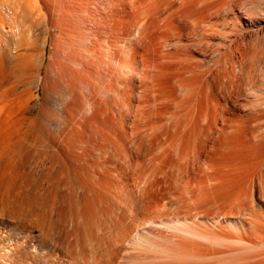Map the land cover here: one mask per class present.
Masks as SVG:
<instances>
[{"label":"rangeland","instance_id":"obj_1","mask_svg":"<svg viewBox=\"0 0 264 264\" xmlns=\"http://www.w3.org/2000/svg\"><path fill=\"white\" fill-rule=\"evenodd\" d=\"M131 1L0 0V13L4 17L0 56H4L7 60L8 58L15 60L14 55L23 52L28 40L35 37L34 55L38 66L34 72L35 86L30 83L34 88L29 84L32 86L31 93L28 90L29 86L25 89L33 94L31 98H27L30 94L20 88L23 82H21L22 86L20 82L17 83L16 94L11 92L7 94L10 100L5 94L1 96L0 122H24L22 124L25 125L29 122L34 124L46 122L45 126L50 125L46 127V131L38 129L43 132L42 134L33 128L31 131L37 133L33 135L32 133L35 132H29V136L26 135V141L28 139L31 147L27 150L31 151L27 154L25 150L26 155L22 154L23 166L19 165V170L22 167L20 170L22 176H28L30 170V177H34V190L35 192L37 190L38 194L40 192L39 201L44 202L47 212L54 214L57 207V211L71 208L69 211L73 212L72 222L69 219L58 221L59 229H63L64 226V229L60 230L63 233L60 234L68 248L65 256L60 258L67 262L70 260L84 262L88 259V254L91 257L92 253H95L94 255L98 253L103 264H243L245 262V264H264V0H173L171 3L170 0H165L167 3L164 0ZM183 2L184 4L187 2L185 7ZM137 4L139 6L135 8ZM144 4H147L146 7ZM161 4L164 6L162 7ZM153 6L154 9H151ZM157 9L160 10L159 13ZM163 13L166 15L164 16ZM187 20L188 24H186ZM171 24L173 28L169 27ZM53 27L56 28L53 30ZM154 30H157L156 33ZM160 38L164 40L161 41ZM171 56L175 57L171 58ZM10 62L8 60L7 65L5 64L6 68ZM11 63L13 64L14 61ZM185 75L189 77L186 78ZM65 83L66 85H63ZM22 91L26 92V97ZM183 92L186 93H184L186 97L188 94L190 97L186 99ZM19 93H23L25 98L20 95L28 101L19 100L20 95L17 96ZM66 93L73 94L75 98ZM57 95L61 98H57ZM68 97H72L69 98L71 102H65ZM62 99H66L63 104L67 106L64 107L65 104H62L64 108L59 109L57 102L62 103ZM15 101L17 104H14ZM49 113L53 115L52 118ZM62 114L66 118H62ZM52 122H56L55 125L51 124ZM58 122H63L64 127ZM175 122L176 124H173ZM48 128L51 129L50 132ZM70 128L73 130L71 131ZM58 130L60 131L56 132ZM234 130H239L236 132H241L244 140L237 148L239 151L231 148L229 143L227 145L228 141L225 143L227 136L229 137ZM61 132L65 133V136L60 134ZM68 132H73L71 135H74V140ZM39 133L42 140L39 138L36 140ZM43 134L46 135V139ZM48 134L54 136H51L53 139H49ZM216 138L217 141H213ZM44 141L47 142V146ZM63 142L69 145L66 147ZM48 146H52L53 148L50 149H54L58 156L62 154L68 159L77 158L75 160L78 165L76 162L73 163L76 167L71 163L72 167L69 165L66 168L64 175H68V179L59 173H56V178L43 175L47 173L46 165H49L45 162L48 159L45 153L50 150L46 148ZM188 153L193 161L188 157ZM175 156H178V159ZM211 156L212 159H209ZM40 162L43 163L40 165ZM142 162L145 163L143 166ZM33 164L37 166L39 164L40 167L36 166V168ZM209 164L210 166H207ZM43 165V169H39ZM25 166L31 169H23ZM71 168L76 169L74 171ZM32 169L36 170L32 171ZM40 170L45 172L42 173ZM24 171L28 172L25 174ZM193 171L195 175L191 173ZM32 173L35 174L31 176ZM59 176H63L62 179L60 178L61 181L63 180V185ZM69 179H72V182ZM202 179L206 182L201 181ZM64 182L68 183L64 184ZM40 183L42 186L48 185L43 189L44 186L39 187ZM69 184L72 186L70 187ZM54 185L57 189L53 188ZM68 187L71 189L69 190ZM64 189L66 192H63ZM55 190L58 192L57 197ZM59 190L63 193L60 194ZM188 190L191 193H188ZM42 191L44 196L40 197ZM208 196L214 198L209 200ZM85 200L89 202V206ZM67 201H70L71 205ZM74 201H77L78 206ZM191 201L193 203H190ZM58 202L59 204L61 202L60 206ZM91 202L97 208L90 205ZM200 203H204V206ZM190 204H193V207L192 205L190 207ZM217 205L218 208H223L218 209ZM82 211L85 213L83 214ZM79 219L82 221H79L81 224L77 223ZM77 225L82 234L85 233L83 242L77 243L74 240L75 234L71 228H76ZM98 235L105 240H112V244L118 248L113 245L111 248L106 245L99 247L94 241V238L99 237ZM61 245L65 247L64 244Z\"/></svg>","mask_w":264,"mask_h":264},{"label":"bare ground","instance_id":"obj_2","mask_svg":"<svg viewBox=\"0 0 264 264\" xmlns=\"http://www.w3.org/2000/svg\"><path fill=\"white\" fill-rule=\"evenodd\" d=\"M133 1V0H132ZM131 1V2H132ZM154 1V0H153ZM152 1V2H153ZM161 1V0H160ZM165 1V0H164ZM168 1V0H167ZM171 1H173V0H170V2L169 3H171ZM183 1V0H182ZM182 1H179V2H182ZM192 1V0H191ZM149 2V1H148ZM151 2V3H152ZM203 2H205V1H203ZM138 3H140V2H138ZM154 3V2H153ZM165 3H167L166 1H165ZM176 3V2H175ZM187 3V2H186ZM185 3V4H186ZM195 3H197V2H195ZM221 3V2H220ZM219 3V4H220ZM130 4V3H129ZM162 4H164V2L162 3ZM162 4H161V6H162ZM183 4H184V2H183ZM185 4H184V7H185ZM132 5V4H131ZM130 5V6H131ZM133 5H135V4H133ZM132 5V6H133ZM146 5L147 4H144V7H146ZM149 5V4H148ZM157 5H158V2H157ZM170 5V4H169ZM172 5H173V3H172ZM177 5H178V3H177ZM189 5H190V7H192L191 5V2H189ZM206 5V4H205ZM26 6V5H25ZM139 5L137 4L136 5V7L135 8H137ZM155 6V5H154ZM154 6H153V8H151V9H154ZM164 6V5H163ZM162 6V7H163ZM167 6V5H166ZM181 6V5H180ZM222 6V5H221ZM169 7V6H168ZM178 7H179V5H178ZM205 7V6H204ZM132 8V7H131ZM140 8H142V6L140 7ZM160 8V7H159ZM175 8V7H174ZM186 8H187V6H186ZM199 8H203V7H199ZM212 8V7H211ZM134 9V8H133ZM151 9H150V11H151ZM165 9H168V8H165ZM164 9V11H167V10H165ZM181 9V8H180ZM185 9V8H184ZM158 10V13H159V9H157ZM162 10V9H161ZM177 10H179V9H177ZM197 10V9H196ZM196 10H195V12H196ZM136 11V10H135ZM174 11V10H173ZM194 11V10H193ZM208 11V10H207ZM219 11V10H218ZM138 12V11H137ZM145 12V11H144ZM148 12H149V10H148ZM156 12V11H155ZM172 12V11H171ZM203 12V11H202ZM204 12H205V10H204ZM215 12V11H214ZM131 13V12H130ZM145 13H147V12H145ZM144 13V14H145ZM178 13V12H177ZM193 13V12H192ZM213 13V12H212ZM157 14V13H156ZM162 14V13H161ZM175 14H176V12H175ZM184 14V13H183ZM194 14V13H193ZM152 14H150V16H151ZM163 15H164V13H163ZM166 15V14H165ZM164 15V16H165ZM169 15H171V14H169ZM216 15V14H215ZM137 16V15H136ZM135 16V17H136ZM148 16V15H147ZM168 16V15H167ZM185 16V15H184ZM186 16H187V14H186ZM212 16V15H211ZM132 17H134V16H132ZM155 17H157V16H155ZM158 17H159V15H158ZM169 17V16H168ZM177 17V16H176ZM183 17V16H182ZM197 17H199V16H197ZM208 17V16H207ZM166 18V17H165ZM165 18H163V19H165ZM171 18V17H170ZM169 18V21L171 20ZM187 18V17H186ZM192 18H193V16H192ZM204 18V17H203ZM209 18V17H208ZM215 18V17H214ZM135 19H137V18H135ZM134 19V20H135ZM154 19V18H153ZM152 19V20H153ZM156 19V18H155ZM158 19V18H157ZM176 19V18H175ZM180 19V18H179ZM198 19H200V18H198ZM198 19H196V20H198ZM160 21H161V19H159ZM158 20V21H159ZM166 20V19H165ZM165 20H163V21H165ZM173 20V19H172ZM183 20V19H182ZM137 21V20H136ZM156 21V20H155ZM157 21V22H158ZM162 21V22H163ZM166 21H168V20H166ZM180 21V20H179ZM199 21V20H198ZM198 21L196 22V23H198ZM210 21V20H209ZM208 21V22H209ZM3 22H4V17L2 16V14L0 13V41H1V37L3 36V33H2V30H3ZM153 22H154V20H153ZM171 22H173V21H171ZM182 22V21H181ZM180 22V23H181ZM187 23L186 24H188V20L186 21ZM190 22V21H189ZM93 23V22H92ZM138 23V22H137ZM159 23V22H158ZM164 23H166V22H164ZM168 23V22H167ZM170 23V22H169ZM168 23V24H169ZM185 23V22H184ZM192 23H193V21H192ZM203 23V22H202ZM95 24V23H94ZM144 24V23H143ZM163 24V23H162ZM213 24V23H212ZM152 25V24H151ZM180 25V24H179ZM183 25V24H182ZM197 24H195V26H196ZM154 26H156V25H153V27ZM163 26H166V25H163ZM209 26V25H208ZM153 27H151V28H153ZM169 27H172V24L169 26ZM213 27V26H212ZM56 27H53V30L55 29ZM162 28V27H161ZM173 28V27H172ZM215 28V27H214ZM144 29V28H143ZM148 29V28H147ZM169 29V28H168ZM210 29V28H209ZM145 30V29H144ZM143 30V31H144ZM163 30V29H162ZM167 30V29H166ZM170 30V29H169ZM169 30H167L168 32H169ZM141 31V30H140ZM157 31V30H156ZM156 31L154 30V32L156 33ZM165 31V30H164ZM163 31V32H164ZM153 32V31H152ZM162 32V33H163ZM63 33V32H62ZM144 34H142L143 35V38L145 37L144 35H145V31L143 32ZM129 34V33H128ZM151 34V33H150ZM165 34V33H164ZM171 34V33H170ZM114 35V34H113ZM168 35L169 34H167L166 36H167V38H169L168 37ZM35 36V35H34ZM150 37V36H149ZM146 38H148V37H146ZM153 38V37H152ZM151 38V39H152ZM158 39V38H157ZM161 39V38H160ZM145 40V39H144ZM164 39H161V41H163ZM165 40H166V38H165ZM168 40V39H167ZM39 41V40H38ZM160 41V40H159ZM160 41V42H161ZM62 42V41H61ZM137 42H139V41H137ZM151 42H152V40H151ZM35 43H36V39H35V37L33 38H30L29 40H28V42H27V46H26V48L24 49V51L23 52H21L20 54H16V55H18V57L16 56V55H14L15 56V60L13 59V60H11V59H9L8 58V60L9 61H14V63L12 64L11 62L8 64L9 66H8V68H6V66H5V64L8 62V60L6 59V58H4V56H0V102L2 101L1 99V96L3 95L4 96V94L6 95L5 97H7V99H9L8 98V95L7 94H10V92L11 93H13V94H16L17 93V88H16V86H17V83L18 82H23L24 84H25V86H24V84H23V86H24V89H23V86H22V83H21V86L22 87H20V88H22V90L24 91L25 89H26V86H27V89H28V86H29V92H30V87H31V89H32V84H30V83H33L34 84V86H35V77H34V72H36L35 71V69H36V67H38V66H36V58H35V55H34V50H35ZM63 43V42H62ZM108 43V42H107ZM140 43V42H139ZM148 43V42H147ZM76 44V43H75ZM145 44V43H144ZM155 44V43H154ZM153 44V45H154ZM162 44V43H161ZM156 45H159V44H157L156 43ZM145 46H147L146 44H145ZM144 46V47H145ZM150 46V45H149ZM148 46V47H149ZM166 45L164 44V47H165ZM179 46H181V45H179ZM143 47V48H144ZM142 48V47H141ZM154 49H155V46L153 47ZM161 48V47H160ZM231 48V47H230ZM148 49V48H147ZM39 50V49H38ZM156 50H157V48H156ZM0 51H1V49H0ZM146 51V50H145ZM154 51V50H153ZM115 52V51H114ZM157 52H158V50H157ZM166 52V51H165ZM177 52V51H176ZM71 53V52H70ZM173 53V52H172ZM175 53V52H174ZM1 54V53H0ZM162 54V53H161ZM178 54V53H177ZM163 55H164V52H163ZM13 56V57H14ZM141 56V55H140ZM165 56H167V55H165ZM164 56V57H165ZM42 57V56H41ZM130 57V56H129ZM148 57V56H147ZM172 57H175V56H171V58ZM107 58V57H106ZM141 58V57H140ZM166 58V57H165ZM82 59V58H81ZM146 59V58H145ZM151 59V58H150ZM174 59V58H173ZM87 60V59H86ZM177 60V59H176ZM184 60V59H183ZM182 60V61H183ZM186 60H188L187 58H186ZM5 61H7V62H5ZM39 61V60H38ZM83 61V60H82ZM104 61V60H103ZM165 61V60H164ZM181 61V62H182ZM185 61V60H184ZM114 62V61H113ZM125 62V61H124ZM150 62V61H149ZM155 62V61H154ZM179 62V61H178ZM118 63V62H117ZM169 63V62H168ZM186 63V62H185ZM10 64H12L13 66L10 68ZM165 64H167L166 62H165ZM7 65V64H6ZM158 65V64H157ZM157 65H156V67H157ZM164 64H162V66H163ZM166 66V65H165ZM168 66V65H167ZM166 66V67H167ZM82 67V66H81ZM80 67V68H81ZM108 67V66H107ZM150 67V66H149ZM182 67V66H181ZM189 67H191V66H189ZM189 67H188V69H189ZM162 69V68H161ZM160 69V70H161ZM178 69H179V67H178ZM193 69V68H192ZM208 69V68H207ZM216 69V68H215ZM219 69V68H218ZM79 70H81V69H79ZM154 70V69H153ZM177 70V69H176ZM194 70V69H193ZM204 70V69H203ZM202 70V71H203ZM212 70V69H211ZM196 71V70H195ZM160 73V72H159ZM181 73H182V71H181ZM62 74V73H61ZM192 74V73H191ZM204 74V73H203ZM57 75V74H56ZM59 75V74H58ZM62 75H65V74H62ZM154 75V74H153ZM197 75H200V74H197ZM67 76V75H66ZM65 76V77H66ZM180 76V75H179ZM60 77V76H59ZM185 77H186V75H185ZM185 77H184V79H185ZM187 77H189V76H187ZM186 77V78H187ZM195 77V76H194ZM197 77V76H196ZM67 78V77H66ZM66 78H65V81H66ZM79 78V77H78ZM88 78V77H87ZM159 78V77H158ZM192 78H193V75H192ZM214 78V77H213ZM58 80H59V78H58ZM67 80H68V78H67ZM71 80V79H70ZM158 80V79H157ZM61 81V80H60ZM63 81V80H62ZM69 81V80H68ZM91 81V80H90ZM151 81V80H150ZM177 81V80H176ZM179 81V80H178ZM196 81V80H195ZM197 81H200V80H197ZM202 81V80H201ZM200 81V82H201ZM204 81V80H203ZM206 81V80H205ZM215 81V80H214ZM69 82H71V81H69ZM78 82H79V80H78ZM84 82V81H83ZM145 82V81H144ZM152 82V81H151ZM216 82V81H215ZM36 83H37V81H36ZM52 83H53V81H52ZM63 83V82H62ZM194 83V82H193ZM32 85V86H30V85ZM71 84V83H70ZM151 84V83H150ZM155 84H157V83H155ZM176 84V83H175ZM174 84V85H175ZM209 84V83H208ZM19 85V84H18ZM52 85V84H51ZM53 85H55V84H53ZM63 85H66V83L65 84H63ZM67 85H69L68 83H67ZM118 85V84H117ZM183 85V84H182ZM181 85V86H182ZM190 85V84H189ZM193 85V84H192ZM197 85V84H196ZM34 86H33V88H34ZM46 86V85H45ZM48 86V85H47ZM80 86V85H79ZM143 86V85H142ZM194 86H195V84H194ZM52 87V86H51ZM69 87V86H68ZM175 87V86H174ZM183 87V86H182ZM196 87V86H195ZM204 87V86H203ZM19 88V89H20ZM199 88H201V87H199ZM46 88H44V90H45ZM58 89V88H57ZM183 89V88H182ZM186 89L187 90H189L187 87H186ZM186 89H183V90H186ZM197 89V88H196ZM28 90H25L26 92H28ZM51 90H53V89H51ZM50 90V91H51ZM82 90V89H81ZM84 90V89H83ZM180 90H181V88H180ZM22 91V92H23ZM54 91H55V89H54ZM69 91V90H68ZM73 91V90H72ZM149 91V90H148ZM193 91V90H192ZM20 92V91H19ZM26 92H23V93H25L24 95H25V97H26ZM28 92V93H29ZM56 92V91H55ZM67 92V91H66ZM200 92H201V90H200ZM213 92V91H212ZM23 93H19V94H17V96H19L20 94H22L23 95ZM31 93V92H30ZM29 93V94H30ZM53 93V92H52ZM51 93V94H52ZM74 93V92H73ZM86 93V92H85ZM84 93V94H85ZM184 93L185 92H183V95H184ZM46 94V93H45ZM48 94V93H47ZM54 94V93H53ZM63 94V93H62ZM67 94V93H66ZM70 94V93H69ZM69 94H67V95H69ZM81 94V93H80ZM96 94V93H95ZM186 94V93H185ZM196 94V93H195ZM24 95H23V98H25L24 97ZM33 94H30L29 95V97H28V95H27V98H31L30 96H32ZM117 95V94H116ZM179 95H181V94H179ZM182 95V96H183ZM189 95V94H188ZM188 95H187V97H186V95H184L185 97H186V99L187 98H189L188 97ZM200 95V94H199ZM208 95V94H207ZM209 95H210V92H209ZM208 95V96H209ZM2 96V97H3ZM11 96V95H10ZM14 95H12L11 97H13ZM16 95H15V97H17ZM21 96V95H20ZM20 96H19V100H24V102H26V101H28V99L26 100V99H23L22 98V96H21V98L22 99H20ZM50 96V95H49ZM55 96V95H54ZM65 96V95H64ZM70 96H73V98H75L74 97V95L72 94H70ZM81 96V95H80ZM183 96V97H184ZM193 96V95H192ZM211 96V95H210ZM4 97V100L6 99ZM15 97H14V99H15ZM35 96H33V98H34ZM44 97H45V95H44ZM50 97H52V95L50 96ZM56 97V96H55ZM54 97V98H55ZM59 96L57 95V98H58ZM62 97H63V95H62ZM65 97H67V96H65ZM78 97V96H77ZM85 97V96H84ZM155 97V96H154ZM181 97V96H180ZM198 97V96H197ZM201 97V96H200ZM43 98V97H42ZM45 98H48V97H45ZM59 98H61V97H59ZM72 98V97H68L67 99V101H65V102H68V101H70L71 102V100L70 99ZM90 98V97H89ZM199 98V97H198ZM14 99H12L11 98V100H14ZM56 99V98H55ZM92 99V98H91ZM185 99V98H184ZM206 99V98H205ZM10 100V99H9ZM17 100V99H16ZM18 100V101H19ZM26 100V101H25ZM30 100V99H29ZM48 101L50 100V99H47ZM59 100H61V99H59ZM58 100V101H59ZM64 100H66V99H64ZM64 100L62 99V103H59V102H57L58 104V108L59 109H62V108H64L65 106H67L65 103V105L63 104V102H64ZM88 100V99H87ZM102 100V99H101ZM175 100V99H174ZM196 100V99H195ZM41 101H42V99H41ZM50 101H52V99L50 100ZM73 101H75V99H73ZM5 102V101H4ZM7 102H8V100H7ZM44 103L46 102L45 100L43 101ZM188 102V101H187ZM204 102V101H203ZM3 103V102H2ZM16 103V101L14 102V104ZM20 103H21V101H20ZM23 103V102H22ZM54 103H55V101H54ZM75 103V102H74ZM186 103V102H185ZM199 103V102H198ZM212 103V102H211ZM9 104V103H8ZM17 104V103H16ZM24 105H26V103H23ZM42 104V103H41ZM46 104V103H45ZM45 104L43 105V106H45ZM50 104V103H49ZM56 104V103H55ZM62 104L64 105V107H62ZM68 104V103H67ZM71 104V103H70ZM73 104V103H72ZM181 104H183L182 102H181ZM197 104V103H196ZM207 104V103H206ZM5 105V104H4ZM56 105V106H57ZM191 105V104H190ZM195 105V104H194ZM194 105H192L193 107H194ZM209 105V104H208ZM42 106V105H41ZM50 106V105H49ZM4 107V106H3ZM68 107H69V104H68ZM71 107H73V105L71 106ZM183 107V106H182ZM185 107V106H184ZM45 108V107H44ZM46 108H47V111H48V107L46 106ZM91 108V107H90ZM99 108V107H98ZM176 108H178V107H176ZM180 108V107H179ZM192 108V107H191ZM204 108V107H203ZM208 109H209V107H207ZM211 108V107H210ZM41 109H42V107H41ZM50 109V108H49ZM69 109H70V107H69ZM190 109V108H189ZM188 109V110H189ZM45 110V109H44ZM52 110H53V107H52ZM55 110H56V107H55ZM55 110H54V112H55ZM65 110V109H64ZM185 110V109H184ZM191 111H193V109H190ZM189 110V111H190ZM197 110V109H196ZM43 111V110H42ZM46 111V110H45ZM50 111H51V109H50ZM58 111V110H57ZM61 111V110H60ZM208 111V110H207ZM29 112V111H28ZM40 112H41V110H40ZM54 112L52 113V114H54ZM63 112V111H62ZM61 112V113H62ZM186 112H188V111H186ZM195 112V111H194ZM42 114H43V112H41ZM48 113V112H47ZM66 113H67V110H66ZM185 113V112H184ZM55 114H57V113H55ZM59 114L60 113H58V116H59ZM88 114V113H87ZM187 114V113H186ZM186 114H185V116H186ZM206 114V113H205ZM260 114V113H259ZM41 115V114H40ZM49 115H51L50 113H49ZM160 115V114H159ZM181 115V114H180ZM183 115V114H182ZM196 115V114H195ZM194 115V116H195ZM31 116V115H30ZM42 116V115H41ZM46 116V115H45ZM52 116L53 115H51V118H52ZM62 116H63V114H62ZM61 116V117H62ZM66 116V115H65ZM193 116V117H194ZM44 117V116H43ZM47 117V116H46ZM50 117V116H49ZM60 117V116H59ZM156 117V116H155ZM206 117V116H205ZM208 117H211V116H209L208 115ZM207 117V118H208ZM259 117V116H258ZM62 118H66V117H62ZM182 118V117H181ZM192 118V117H191ZM206 118V119H207ZM214 118H215V116H214ZM45 119V118H44ZM178 119V118H177ZM180 119V118H179ZM5 120V119H4ZM49 120V119H48ZM83 121V120H82ZM145 121V120H144ZM185 121V120H184ZM183 121V122H184ZM190 121V120H189ZM197 121V120H196ZM64 122V121H63ZM63 122H58V123H61V124H63ZM194 122V121H193ZM22 123H24V122H0V264H103L102 263V260H101V256L97 253L96 255H94L95 253H92L93 255L91 256V257H89V254H88V259H86L84 262H76V261H71L70 260V262H67V260H63V258L61 259L60 257L61 256H65V253L66 252H68V248L66 247L67 246V243H66V241L61 237V234L63 233H61L60 232V230L62 229L61 227V229H59V223H58V221H60V220H62V219H64V220H67V219H69L71 222H72V217H73V215H72V213L69 211V210H71V208L69 209V210H67L66 209V211L64 210H59V211H57L56 209L58 208L57 207V204L60 206L61 205V202H60V204H59V202L57 203V204H55L56 206L55 207H57L54 211V214H52V212H51V214H50V212H47L48 210H47V208H46V206H45V204H44V202H40L39 200V198H38V196H39V194H40V192H39V194H38V192H37V190H36V192H35V190H34V184H33V178L32 177H30V170H28L27 172H25L27 169H31V168H26V166H25V168H23V169H26L24 172H25V174L27 173L28 174V176H22L20 173H21V171L20 170H22L21 168H20V170H19V165H22L21 163H22V154H24L25 152V150H27L28 149V147H29V141H28V139H27V141H26V135H28L29 136V132H35V131H31L33 128H36L37 130L40 128V129H45V131H46V127L49 125H47V126H45V124L44 123H46V122H39V123H33V122H29L28 124H22ZM54 123H56V122H54ZM53 122L51 123V124H54ZM169 123V122H168ZM204 123V122H203ZM64 124H65V122H64ZM64 124L62 125L63 127H64ZM69 124V123H68ZM67 124V125H68ZM72 124V123H71ZM138 124V123H137ZM173 124H176V122L175 123H173ZM195 124V123H194ZM205 124V123H204ZM207 124V123H206ZM55 125V124H54ZM60 125V124H59ZM161 125V124H160ZM164 125V124H163ZM180 125V124H179ZM190 125V124H189ZM261 125V124H260ZM66 126V125H65ZM72 125H70V127H71ZM139 126V125H138ZM157 126V125H156ZM188 126V125H187ZM217 126V125H216ZM225 126V125H224ZM263 126V125H262ZM49 127H50V125H49ZM55 127V126H54ZM67 127V126H66ZM65 127V128H66ZM133 127V126H132ZM169 127H171V126H169ZM177 127V126H176ZM192 127V126H191ZM196 127V126H195ZM241 127V126H240ZM58 128V127H57ZM56 128V129H57ZM62 128V127H61ZM73 128H74V126H73ZM154 128V127H153ZM158 128H159V126H158ZM161 128V127H160ZM179 128V127H178ZM185 128V127H184ZM187 128V127H186ZM54 129V128H53ZM63 129V128H62ZM75 129V128H74ZM156 129V128H155ZM36 130V131H37ZM48 130H49V128H48ZM51 130V129H50ZM50 130H49V132H50ZM61 130V129H60ZM60 130H58V131H56V132H59ZM68 130H69V128H68ZM70 130H71V128H70ZM73 130V129H72ZM71 130V131H72ZM81 130V129H80ZM158 130V129H157ZM204 130V129H203ZM223 130V129H222ZM240 130V129H239ZM239 130H236V131H239ZM244 130V129H243ZM39 131V130H38ZM44 131V132H45ZM61 131H63V130H61ZM132 131V130H131ZM155 131V130H154ZM177 131V130H176ZM188 131V130H187ZM201 131V130H200ZM209 131V130H208ZM235 130L234 131H232V133H230L231 135H229V137L227 136V139L225 140V143L227 142V145H228V143L231 145V148H233V149H236L237 150V148H238V146L239 145H241L243 142L242 141H244L243 140V138H242V134H241V132H236ZM40 132V131H39ZM142 132H144V131H142ZM173 132H175V130L173 131ZM183 132H184V130H183ZM203 132V131H202ZM221 132H223V131H221ZM234 132V133H233ZM258 132V131H257ZM37 132H35V133H32L33 135L34 134H36ZM41 133V132H40ZM40 133L39 134H37V138H36V140L39 138V139H41V137H39L40 136ZM43 133V132H42ZM41 133V134H42ZM46 133V132H45ZM69 133V132H68ZM132 133H133V131H132ZM139 132H137V134H138ZM200 133V132H199ZM210 133V132H209ZM261 133V132H260ZM31 133H30V135H32ZM47 134V133H46ZM51 134V133H50ZM60 134H63V132H61ZM65 134V133H64ZM63 134V135H64ZM70 134V136H72L71 138L74 140V135H71V134H73V132L71 133H69ZM68 134V135H69ZM136 134V135H137ZM140 134V133H139ZM147 134V133H146ZM150 134V133H149ZM149 134H147V135H149ZM173 134V133H172ZM182 134V133H181ZM208 134V133H207ZM211 134V133H210ZM209 134V135H210ZM228 134V133H227ZM258 134V133H257ZM131 135V134H130ZM199 135V134H198ZM213 135V134H212ZM48 136H49V134H48ZM47 136V137H48ZM52 135H50L49 137V139H51L52 137H54V136H52ZM56 136V135H55ZM65 136V135H64ZM67 136V135H66ZM80 136V135H79ZM116 136V135H115ZM140 136V135H139ZM154 136V135H153ZM207 136V135H206ZM43 137H45V139H46V135L44 136V134H43ZM58 137V136H57ZM61 137V136H60ZM63 137V136H62ZM69 137V136H68ZM148 138H149V136H147ZM256 137V136H255ZM28 138V137H27ZM33 137H31V139H32ZM63 138H65V137H63ZM70 138V137H69ZM137 138V137H136ZM177 138V137H176ZM183 138V137H182ZM182 138L180 139L181 141H182ZM204 138V137H203ZM212 138V137H211ZM220 138V137H219ZM258 138V137H257ZM30 139V140H31ZM35 139V138H34ZM43 139V138H42ZM41 139V140H42ZM53 139V138H52ZM66 139V138H65ZM114 139V138H113ZM165 139V138H164ZM175 139V138H174ZM205 139V138H204ZM260 139V138H259ZM41 140H39V142L41 141ZM58 140L59 141H61V139H59V137H58ZM58 140H56V141H58ZM70 140V139H69ZM224 140V139H223ZM33 141H35V140H33ZM63 141H64V139H63ZM136 141V140H135ZM198 141V140H197ZM213 141H217V138H216V140H213ZM221 141V140H220ZM258 141H260V140H258ZM264 141V140H263ZM30 142H32V141H30ZM45 142V141H44ZM44 142H42V144L44 143ZM53 142H55V139L53 140ZM65 142V141H64ZM63 142V143H64ZM68 142V140L66 141V143ZM143 142V141H142ZM176 142V141H175ZM189 142V141H188ZM261 142V141H260ZM35 143H36V141H35ZM58 143V142H57ZM56 143V144H57ZM61 143H62V141H61ZM71 143V142H70ZM190 143V142H189ZM189 143H187V144H189ZM210 143V142H209ZM31 144V143H30ZM40 143H38V145H39ZM47 144V142H45V145ZM55 144V143H54ZM59 144V143H58ZM65 144V143H64ZM74 144V143H73ZM216 144H217V142H216ZM215 144V145H216ZM38 145H36V147L38 148ZM44 144H43V147L45 146ZM60 145V144H59ZM63 145V144H62ZM69 145V143L66 145L65 144V146L67 147ZM71 145V144H70ZM150 145V144H149ZM175 145V144H174ZM178 145V144H177ZM180 145V144H179ZM185 145V144H184ZM191 145V144H190ZM206 145V144H205ZM204 145V146H205ZM208 145V144H207ZM222 144H220V146H221ZM257 145V144H256ZM263 145V144H262ZM47 146V145H46ZM58 145H56V147H57ZM65 146H63V147H65ZM152 146V145H151ZM150 146V147H151ZM193 146V145H192ZM192 146H191V148H192ZM219 146V145H218ZM40 147V146H39ZM42 147V146H41ZM85 147V146H84ZM147 147V146H146ZM178 147V146H177ZM212 147V146H211ZM224 147H226V146H224ZM223 147V148H224ZM253 147H257V146H255V145H253ZM29 148H31V147H29ZM45 148V147H44ZM47 149H50V148H53L52 146H48V147H46ZM59 148V147H58ZM69 148H70V146H69ZM152 148V147H151ZM197 148V147H196ZM205 148V147H204ZM230 148V147H229ZM244 148V147H243ZM34 149V148H33ZM36 149V148H35ZM39 149V148H38ZM47 149H45V150H47ZM66 149V148H65ZM108 149V148H107ZM139 149V148H138ZM176 149V148H175ZM227 149V148H226ZM247 149V148H246ZM251 149V148H250ZM40 150H44V149H40ZM44 150V151H45ZM59 150V149H58ZM69 150V149H68ZM68 150H65V151H68ZM194 150V149H193ZM196 150V149H195ZM205 150V149H204ZM216 150V149H215ZM229 150V149H228ZM230 150H232V149H230ZM241 150H243V149H241ZM240 150V151H241ZM248 150V149H247ZM31 151V150H30ZM30 151L28 152V150L26 151V153L28 152V153H30ZM70 151V150H69ZM114 151V150H113ZM146 151V150H145ZM151 151V150H150ZM186 151V150H185ZM188 151V150H187ZM237 151H239V150H237ZM250 151V150H249ZM35 152V151H34ZM60 153H61V151H59ZM82 152V151H81ZM177 152V151H176ZM179 152H180V150H179ZM195 152V151H194ZM26 153L24 154V156L26 155ZM27 153V154H28ZM36 153V152H35ZM38 153H40V152H38ZM98 153V152H97ZM193 153V152H192ZM197 153V152H196ZM226 153V152H225ZM229 153V152H228ZM46 155V159H47V161H45V162H47V164H49V165H46V172L47 173H45V174H43V175H45V177H46V175L47 176H50L51 178H52V176L53 177H55L56 178V173L58 174H62V175H64V174H66V168L67 167H69V165L71 166V163L73 164V163H75L76 162V160L75 159H77V158H75V159H71V157H70V159H68V157H63L64 155H62L61 154V156L59 155H57L56 154V152H55V150L53 149V150H49V151H46V153H45ZM148 154V153H147ZM158 154V153H157ZM185 154H186V152H185ZM198 154V153H197ZM218 154V153H217ZM239 154V153H238ZM30 155V154H29ZM32 155V154H31ZM38 155V154H37ZM44 155V154H43ZM144 155V154H143ZM173 155V154H172ZM194 155V154H193ZM206 155V154H205ZM228 155V154H227ZM231 155V154H230ZM234 155V154H233ZM24 156H23V158H24ZM33 156V155H32ZM35 156V155H34ZM45 156H43V157H45ZM69 156V155H68ZM154 156H156L155 154H154ZM179 156V155H178ZM178 156H175V157H177V159H178ZM217 156V155H216ZM225 156H226V154H225ZM234 156H236V154L234 155ZM37 157V156H36ZM39 157V156H38ZM136 157V156H135ZM183 157V156H182ZM186 157V156H185ZM188 157H189V153H188ZM191 157H192V155H191ZM206 157V156H205ZM32 158V157H31ZM190 158V157H189ZM193 158H195V157H193ZM33 159H35V157H33ZM39 159H41V157L39 158ZM79 159V158H78ZM182 159V158H181ZM190 159H192V158H190ZM209 159H212V156H211V158L209 157ZM216 159V158H215ZM173 160V159H172ZM183 160V159H182ZM199 160V159H198ZM197 160V161H198ZM31 161V160H30ZM42 161V160H41ZM43 161V162H44ZM126 161H128V160H126ZM185 161H187V160H185ZM192 161H193V159H192ZM195 161V160H194ZM201 161V160H200ZM204 161V160H203ZM207 161H208V159H207ZM214 160H212V162H213ZM27 163L29 162L28 160L26 161ZM39 162V161H38ZM38 162H35V163H38ZM43 162H40L39 164L41 165V163H43ZM189 162V161H188ZM206 162V161H205ZM217 162V161H216ZM25 163V162H24ZM33 163V162H32ZM77 163V162H76ZM134 163V162H133ZM192 163V162H191ZM197 163V162H196ZM195 163V164H196ZM39 164H38V166H39ZM45 164V163H44ZM143 164H145V163H143L142 162V166H143ZM171 164V163H170ZM180 164V163H179ZM199 164V163H198ZM211 164H213V163H211ZM29 165H30V163H29ZM58 165H59V167H58ZM77 165H78V163H77ZM122 165V164H121ZM139 165H140V163H139ZM181 165V164H180ZM194 165V164H193ZM23 166V165H22ZM31 166V165H30ZM29 166V167H30ZM33 166H37V165H35V164H33ZM37 166V167H38ZM60 166H61V168H60ZM72 166H74V164L72 165ZM71 166V167H72ZM166 166V165H165ZM187 166V165H186ZM190 166H191V164H190ZM207 166H210V164L209 165H207ZM212 166V165H211ZM35 167H33V168H35ZM36 167V168H37ZM40 167V166H39ZM43 167H44V165L41 167V168H39V169H43ZM74 167H76V164H75V166ZM257 167V166H256ZM177 168H179V167H177ZM213 168V167H212ZM70 169V168H69ZM71 169H73V168H71ZM74 169H76V168H74ZM73 169V170H74ZM145 169H147V168H145ZM187 169V168H186ZM201 169V168H200ZM199 169V170H200ZM204 169V168H203ZM33 170H36V169H32V171ZM178 170H180V169H178ZM213 170V172H214V169H212ZM212 170H210V172L212 171ZM41 172H42V170H40ZM44 171V170H43ZM44 171V172H45ZM75 171V170H74ZM144 171V170H143ZM167 171V170H166ZM165 171V172H166ZM182 171H184V170H182ZM205 171V170H204ZM34 172H36V171H34ZM44 172H42V173H44ZM61 172V173H60ZM69 172V171H68ZM139 172H141V171H139ZM150 172V171H149ZM172 172V171H171ZM206 172V171H205ZM205 172H204V175H205ZM41 173V174H42ZM72 173V172H71ZM152 173V172H151ZM191 173H194V171L193 172H191ZM199 173V172H198ZM207 173H208V169H207ZM212 173V172H211ZM24 174V175H25ZM33 174H35V173H32V175L31 176H33ZM37 174H39L40 175V173H37ZM135 174H136V172H135ZM167 174V173H166ZM180 174V173H179ZM209 174V173H208ZM39 175H38V177H39ZM117 175V174H116ZM184 175V174H183ZM193 175V174H192ZM194 175H195V173H194ZM207 175V174H206ZM36 176V178H37V175H35ZM42 176V175H41ZM40 176V177H41ZM65 176V175H64ZM68 175H66L65 177L68 179V177H67ZM155 176V175H154ZM63 177V176H62ZM62 177L61 176H59V180H60V178L62 179ZM75 177V176H74ZM121 177H123V176H121ZM138 177V176H137ZM156 177V176H155ZM173 177V176H172ZM171 177V178H172ZM186 177V176H185ZM198 177V176H197ZM200 177L202 178V176L200 175ZM51 178H48L47 177V179H51ZM54 178V179H55ZM65 178V179H66ZM141 178V177H140ZM153 178V177H152ZM200 178V179H201ZM205 178V177H204ZM213 178V177H212ZM211 178V180H213ZM215 178H216V176H215ZM38 179V178H37ZM40 179V178H39ZM45 179V178H44ZM65 179H64V181H65ZM66 179V180H67ZM73 179V178H72ZM71 179V180H72ZM118 179V178H117ZM122 179V178H121ZM199 179V180H200ZM53 179H51V181H52ZM58 180V181H59ZM70 180V179H69ZM70 180V182H72ZM190 180V179H189ZM198 180V179H197ZM204 179H202L201 181H203ZM38 182H41V181H39V180H37ZM36 181V182H37ZM43 181V180H42ZM45 181V180H44ZM47 181V180H46ZM58 181H57V183H58ZM61 181V180H60ZM75 181V180H74ZM73 181V182H74ZM193 181V180H192ZM194 181H195V179H194ZM201 181H199L200 183H201ZM49 182V181H48ZM55 182H56V180H55ZM54 182V183H55ZM62 182V185H63V180L61 181ZM149 182H151V181H149ZM190 182V181H189ZM188 182V183H189ZM203 182H206V181H203ZM210 182V181H209ZM241 182V181H240ZM44 183V182H43ZM57 183H55V184H57ZM66 183H68V182H66ZM65 182H64V184H66ZM138 183V182H137ZM144 183V182H143ZM210 183H212V182H210ZM210 183H209V185H210ZM41 184V186H39V187H43L44 186V188L43 189H45V186L47 187V185L48 184H44L43 186H42V183H40ZM50 185H51V183H49ZM125 184V183H124ZM145 184V183H144ZM147 184V183H146ZM196 184V186H197V184H198V182L197 183H195ZM214 184V183H213ZM215 184H216V181H215ZM241 184V183H240ZM35 185H37V183L35 184ZM58 185H60V183L58 184ZM57 185V186H58ZM75 185V184H74ZM189 185V184H188ZM212 185V184H211ZM69 186H70V184H69ZM71 186H72V184H71ZM70 186V187H71ZM178 186V185H177ZM202 186V185H201ZM206 186V185H205ZM50 187V186H49ZM52 187V186H51ZM62 186H60V188H61ZM65 187H66V185H65ZM70 187H68V189L70 188ZM189 187V186H188ZM194 187H195V185H194ZM199 187H200V185H199ZM208 187V186H207ZM206 187V188H207ZM216 187V186H215ZM218 187V186H217ZM37 188H38V185H37ZM53 188H56V185H54V187ZM59 188V189H60ZM63 188V187H62ZM134 188V187H133ZM205 188V187H204ZM42 189V190H43ZM47 189V188H46ZM52 189V188H51ZM57 189V188H56ZM66 189V188H65ZM64 189V191L63 192H66V190ZM71 189V188H70ZM69 189V190H70ZM81 189V188H80ZM143 189V188H142ZM199 189V188H198ZM201 189V188H200ZM209 189H210V187H209ZM212 189H213V187H212ZM38 190H39V188H38ZM41 190V189H40ZM48 190H50V189H48ZM47 190V191H48ZM63 190V189H62ZM62 190H59V192H60V194H62L63 192H62ZM190 190V189H189ZM188 190V193H191L190 191ZM206 190H208V189H206ZM225 190H226V188H225ZM242 190V189H241ZM46 191V190H45ZM58 191V190H57ZM72 191H74V190H72ZM218 191H220V190H218ZM71 192V191H70ZM136 192V191H135ZM142 192V191H141ZM183 192V191H182ZM212 192H214V191H212ZM216 192V191H215ZM241 192V191H240ZM35 193H37V194H35ZM42 193V195H40V197L42 196H44L43 195V191L41 192ZM45 193V192H44ZM48 193V192H47ZM55 194L56 193H58V192H56V190H55V192H54ZM68 193V192H67ZM80 193V192H79ZM78 193V194H79ZM122 193V192H121ZM193 193V192H192ZM198 193V192H197ZM217 193V192H216ZM222 193V192H221ZM71 194H73V193H71ZM183 194V193H182ZM206 194H207V192H206ZM206 194H203L204 196L206 195ZM209 194H211V193H209ZM213 194V193H212ZM215 194V193H214ZM219 194V193H218ZM69 195V194H68ZM74 195H76V194H74ZM73 195V196H74ZM83 196H84V194H82ZM136 195V194H135ZM192 195H194V194H192ZM245 195V194H244ZM55 196V195H54ZM62 196V195H61ZM65 196V193L63 194V197ZM67 196V195H66ZM70 196V195H69ZM131 196H133V193H132V195ZM198 196V195H197ZM202 196V195H201ZM200 196V197H201ZM214 196V195H213ZM216 196V195H215ZM214 196V197H215ZM219 196V195H218ZM45 197L47 198V196L45 195ZM55 197H57V194H56V196ZM85 197V196H84ZM87 197V196H86ZM185 197V196H184ZM188 197V196H187ZM195 197H196V195H195ZM213 197V198H214ZM38 198V199H37ZM60 198V197H59ZM70 199H71V196L69 197ZM89 198V197H88ZM126 198V197H125ZM199 198V197H198ZM208 198H210L209 196H208ZM213 198H210L209 200H211V199H213ZM223 198V197H222ZM48 199H50V196H49V198ZM53 199V198H52ZM56 199V198H55ZM54 199V200H55ZM67 199V198H66ZM78 200H79V197L77 198ZM92 199H94V198H92ZM173 199V198H172ZM188 199V198H187ZM200 199V198H199ZM58 200V199H57ZM56 200V201H57ZM63 200H64V198H63ZM62 200V201H63ZM83 200V199H82ZM87 200V199H86ZM85 200V201H86ZM89 200V199H88ZM98 200H100V199H98ZM144 200V199H143ZM186 200V199H185ZM184 200V201H185ZM47 200L45 199V202H46ZM49 201V200H48ZM51 201V200H50ZM56 201H55V203H56ZM60 201V200H59ZM84 201V200H83ZM90 201H92L91 199H90ZM93 201H95V199L93 200ZM92 201V202H93ZM97 201V200H96ZM199 201V200H198ZM206 201V200H205ZM216 201H218V200H216ZM234 201V200H233ZM54 202V201H53ZM68 202V201H67ZM70 202V201H69ZM68 202V204H70ZM72 202H73V200H72ZM75 203L74 204H76V206H78L77 205V201H74ZM81 202V201H80ZM87 202V201H86ZM92 202H91V204L90 205H92ZM156 202H158V201H156ZM208 202V201H207ZM206 202V203H207ZM63 203H65V202H63ZM79 203V202H78ZM82 203V202H81ZM89 202H87V204H88ZM94 203V202H93ZM100 203V202H99ZM151 203H154V202H151ZM188 203V202H187ZM190 203H193V201H191ZM196 203H198V202H196ZM202 203V202H201ZM200 203V204H201ZM206 203H205V205H206ZM67 204V203H66ZM82 204H84V202L82 203ZM81 204V205H82ZM126 204V203H125ZM159 204V203H158ZM195 204V203H194ZM214 204H216L215 202H214ZM222 204V203H221ZM51 205H54V204H52L51 203ZM63 205V204H62ZM71 205V204H70ZM97 205L99 206V204H98V202H97ZM101 205V204H100ZM128 205V204H127ZM191 205H192V207H193V204H190L189 206L191 207ZM198 205V204H197ZM73 206V205H72ZM86 206V205H85ZM88 206H89V204H88ZM92 206H94V205H92ZM153 206V205H152ZM156 206V205H155ZM188 206V205H187ZM196 206V205H195ZM198 206H200V205H198ZM201 206H204V203L203 204H201ZM235 206V205H234ZM54 207V206H53ZM53 207H52V209H53ZM63 208H64V205L62 206ZM65 207H67V206H65ZM82 206H80V208H81ZM95 207V206H94ZM93 207V208H94ZM149 207V206H148ZM151 207V206H150ZM157 207V206H156ZM189 207V208H190ZM216 207V206H215ZM48 208H49V206H48ZM60 208V207H59ZM83 208V207H82ZM95 208H97V207H95ZM101 208V207H100ZM104 208V207H103ZM111 208V207H110ZM198 208V207H197ZM214 208V207H213ZM217 208H218V205H217ZM220 208H223V207H220ZM220 208H218V209H220ZM233 208V207H232ZM49 209H51V208H49ZM192 209V208H191ZM199 209V208H198ZM209 209V208H208ZM207 209V210H208ZM215 209V208H214ZM217 209V210H218ZM224 209H225V207H224ZM234 209V208H233ZM232 209V210H233ZM240 209V208H239ZM79 211H80V209H78ZM97 210V209H96ZM99 210V209H98ZM97 210V211H98ZM195 210V209H194ZM212 210V209H211ZM90 211V214H91V210H89ZM103 211V210H102ZM161 211V210H160ZM203 211V210H202ZM209 211V210H208ZM207 211V212H208ZM227 211V210H226ZM87 212V211H86ZM147 212V211H146ZM190 212V211H189ZM199 213H200V211H198ZM229 212V211H228ZM82 213L84 214L85 212L84 211H82ZM102 213V212H101ZM142 213V212H141ZM225 213V212H224ZM79 214V213H78ZM89 214V213H88ZM99 214V213H98ZM93 215V214H92ZM130 215V214H129ZM133 215V214H132ZM81 216V215H80ZM126 216V215H125ZM149 216V215H148ZM74 217H75V214H74ZM77 217V216H76ZM82 217V216H81ZM92 217V216H91ZM96 217H98V216H96ZM95 217V218H96ZM78 218H80V217H78ZM87 218V217H86ZM101 217L99 216V219H100ZM103 218V217H102ZM118 218V217H117ZM83 219V218H82ZM89 219V218H88ZM86 219H84V221H85ZM103 220V219H102ZM79 221H81L80 219L77 221V223L79 222ZM88 220H86V222H87ZM99 221V220H98ZM82 222V221H81ZM91 222V221H90ZM61 223V222H60ZM92 223V222H91ZM116 223H117V221H116ZM62 224H64V223H62ZM65 224H66V222H65ZM71 224V223H70ZM79 224H81L80 222H79ZM86 224V223H85ZM93 224V223H92ZM121 224V223H120ZM145 224V223H144ZM67 225V224H66ZM65 225V226H66ZM94 225V224H93ZM110 225V224H109ZM115 225H117V224H115ZM142 225V224H141ZM70 226V225H69ZM78 226L79 225H77L76 226V228H74L73 227V229L71 228V230H73V233L75 234L74 236H75V238H74V240H76L77 241V243H78V241H81V242H83L84 240V238H83V236H85L84 234H82V231L80 230V228H78ZM96 226H98V224L96 223ZM118 226V225H117ZM117 226H115L116 228H117ZM100 227V226H99ZM108 227V226H107ZM119 227V226H118ZM66 228V227H65ZM83 228V227H82ZM86 228H87V226H86ZM89 228V227H88ZM103 228H104V226H103ZM63 229H64V226H63ZM62 229V230H63ZM67 229H68V227H67ZM70 229V228H69ZM94 229V228H93ZM115 229V228H114ZM138 229V228H137ZM176 229V228H175ZM83 230V229H82ZM113 230V229H112ZM121 230V229H120ZM119 231V230H118ZM66 232V231H65ZM96 232V231H95ZM61 233V234H60ZM90 233H92V231H90ZM104 233V232H103ZM125 233V232H124ZM64 235H66L65 233H64ZM87 235H88V233H87ZM95 235V234H94ZM108 235V234H107ZM112 235H113V233H112ZM214 235V234H213ZM96 236V235H95ZM99 236V235H98ZM101 236V235H100ZM100 236L99 237H97V238H94V241H95V243L99 246V247H101L102 245H106V247L107 246H110V248H111V245H113L112 244V240L111 241H109V239L108 240H105L104 238H100ZM112 237H114V236H112ZM124 237V236H123ZM88 238V237H87ZM91 238H92V235H91ZM126 238V237H125ZM201 238H205V237H201ZM207 238V237H206ZM86 239V238H85ZM113 239V238H112ZM144 239V238H143ZM210 239V238H209ZM214 239V238H213ZM69 241H70V239H68ZM71 241H72V238H71ZM91 241V240H90ZM223 241V240H222ZM75 242V241H74ZM115 242V241H114ZM89 243V242H88ZM116 243V242H115ZM61 244H64L65 245V247H62V245ZM70 244V243H69ZM94 244V243H93ZM108 244V245H107ZM184 244V243H183ZM92 246V245H91ZM90 246V247H91ZM113 246H115V244L113 245ZM188 246V245H187ZM97 247V246H96ZM95 247V248H96ZM115 247H117V246H115ZM195 247H197V246H195ZM109 248V247H108ZM118 248V247H117ZM86 249V248H85ZM103 249V248H102ZM114 249V248H113ZM182 249H184V247H182ZM196 249H198V248H196ZM207 249V248H206ZM107 250V249H106ZM111 250V249H110ZM188 250H190L189 248H188ZM193 250H195V249H193ZM204 250V249H203ZM97 251V250H96ZM99 251H100V249H99ZM118 251V250H117ZM186 251V250H185ZM78 252V251H77ZM114 252V251H113ZM116 252V251H115ZM187 253H188V251H187ZM189 253H190V251H189ZM82 254H84V253H82ZM104 254V253H103ZM102 254V255H103ZM115 254V253H114ZM113 254V255H114ZM195 254V253H194ZM199 254H200V252H199ZM108 255V254H107ZM110 255V254H109ZM195 255H197V254H195ZM201 255H203V254H201ZM118 256V255H117ZM67 257V256H66ZM74 257V256H73ZM114 257H115V255H114ZM68 259H69V257H68ZM76 260V259H75ZM78 260L79 261H81L79 258H78ZM244 260V259H243ZM254 260V259H253ZM69 261V260H68ZM193 262V261H192ZM240 262V261H239ZM112 263V262H111ZM176 263V262H175ZM179 263V262H178ZM246 263V262H245ZM245 263H243V264H245ZM172 264V263H171ZM248 264V263H247Z\"/></svg>","mask_w":264,"mask_h":264}]
</instances>
